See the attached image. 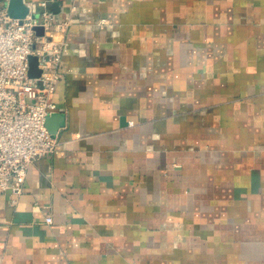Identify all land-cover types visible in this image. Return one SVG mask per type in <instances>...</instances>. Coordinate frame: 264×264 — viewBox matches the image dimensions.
<instances>
[{
	"label": "crops",
	"instance_id": "1",
	"mask_svg": "<svg viewBox=\"0 0 264 264\" xmlns=\"http://www.w3.org/2000/svg\"><path fill=\"white\" fill-rule=\"evenodd\" d=\"M50 3L58 147L0 264H264V0Z\"/></svg>",
	"mask_w": 264,
	"mask_h": 264
},
{
	"label": "built area",
	"instance_id": "2",
	"mask_svg": "<svg viewBox=\"0 0 264 264\" xmlns=\"http://www.w3.org/2000/svg\"><path fill=\"white\" fill-rule=\"evenodd\" d=\"M68 22L56 21L50 0L30 2L24 17L0 4V191L20 196L30 165L57 150L46 126L58 111L53 100L66 42L55 34ZM36 27H42L39 34ZM39 58V77L29 75V57ZM16 202V200H13ZM47 223L53 218L47 217Z\"/></svg>",
	"mask_w": 264,
	"mask_h": 264
},
{
	"label": "water",
	"instance_id": "3",
	"mask_svg": "<svg viewBox=\"0 0 264 264\" xmlns=\"http://www.w3.org/2000/svg\"><path fill=\"white\" fill-rule=\"evenodd\" d=\"M8 11L9 13L14 17H24L28 12V7L23 3V0H9L7 3ZM57 6L58 3H54L53 10L57 12ZM36 31L39 34L43 33L42 27H36ZM29 64H30V70L29 75L31 77H39L41 75L42 69L39 67V58L35 55H31L29 57ZM53 117H57L56 114L52 113L50 114L46 119V126L48 130L55 135L57 133V127H52L50 125L51 120ZM62 125V124H61ZM59 125V126H61Z\"/></svg>",
	"mask_w": 264,
	"mask_h": 264
}]
</instances>
